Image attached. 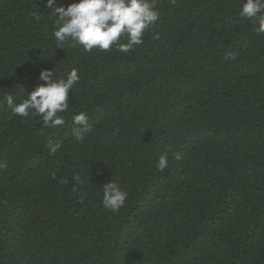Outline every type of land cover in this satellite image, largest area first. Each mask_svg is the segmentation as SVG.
I'll use <instances>...</instances> for the list:
<instances>
[{"label": "trees", "instance_id": "obj_1", "mask_svg": "<svg viewBox=\"0 0 264 264\" xmlns=\"http://www.w3.org/2000/svg\"><path fill=\"white\" fill-rule=\"evenodd\" d=\"M241 4L156 0L158 22L121 53L57 49L45 0H0V264H264V34ZM73 68L63 128L10 115L7 95ZM111 181L118 212L102 204Z\"/></svg>", "mask_w": 264, "mask_h": 264}, {"label": "clouds", "instance_id": "obj_2", "mask_svg": "<svg viewBox=\"0 0 264 264\" xmlns=\"http://www.w3.org/2000/svg\"><path fill=\"white\" fill-rule=\"evenodd\" d=\"M45 8L50 9L54 17L53 36L57 49H64L68 44L73 48L81 46L85 52L109 51L115 46L118 52L127 53L144 43L143 35L160 18L156 0H76L67 7L56 6L55 0H45ZM33 16L37 22L41 20L40 14L33 13ZM239 16L253 20L257 25L255 31L264 34V0H242ZM225 58L234 60L236 57L229 52ZM39 79L43 83L21 102L16 103L9 94L4 103L12 116H36L42 128H63L66 120L61 114L70 110L69 91L79 83L78 70L73 68L66 78L58 79L56 69H42ZM71 120L73 138L82 141L92 127L87 113L73 114ZM47 146L50 154L60 148L51 137ZM167 166L168 155L161 154L156 167L163 171ZM73 179L81 183L79 175H74ZM127 195L118 183L111 181L103 187L102 204L109 211L118 212L124 207Z\"/></svg>", "mask_w": 264, "mask_h": 264}]
</instances>
